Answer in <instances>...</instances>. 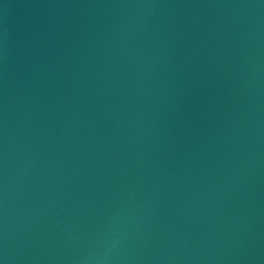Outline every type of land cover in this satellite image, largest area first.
Wrapping results in <instances>:
<instances>
[{"label": "water", "instance_id": "water-1", "mask_svg": "<svg viewBox=\"0 0 264 264\" xmlns=\"http://www.w3.org/2000/svg\"><path fill=\"white\" fill-rule=\"evenodd\" d=\"M0 264H264V0H0Z\"/></svg>", "mask_w": 264, "mask_h": 264}]
</instances>
